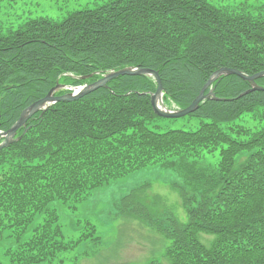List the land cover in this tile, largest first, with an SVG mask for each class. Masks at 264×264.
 <instances>
[{
    "label": "trees",
    "instance_id": "1",
    "mask_svg": "<svg viewBox=\"0 0 264 264\" xmlns=\"http://www.w3.org/2000/svg\"><path fill=\"white\" fill-rule=\"evenodd\" d=\"M130 67L158 72L165 103L185 109L218 69L264 70V9L109 0L0 31V129L57 83L81 86ZM255 84L264 87V78ZM108 87L35 114L23 138L0 151V264L51 262L72 249L52 203L74 210L95 189L154 164L181 179L186 221L160 217L131 194L120 207L168 239L169 264H264V91L238 98L250 84L220 77L212 88L224 100L188 115L199 120L195 131L157 132L155 121L167 120L153 113L151 78L119 77ZM200 233L214 239L201 243Z\"/></svg>",
    "mask_w": 264,
    "mask_h": 264
},
{
    "label": "rangeland",
    "instance_id": "2",
    "mask_svg": "<svg viewBox=\"0 0 264 264\" xmlns=\"http://www.w3.org/2000/svg\"><path fill=\"white\" fill-rule=\"evenodd\" d=\"M109 0H2L0 1V29L19 28L28 19L46 17L60 20L69 13L93 9ZM210 5L227 10L244 9L256 14L264 9V0H206ZM259 10V11H258ZM174 108V107H172ZM199 120L188 117L160 121L157 132L168 129L194 131ZM150 127H152L150 125ZM182 184L173 171L154 164L95 189L74 210L67 204L53 202L65 240L74 241L87 233L86 222L95 227L97 241L87 238L73 250L61 253L51 263L40 264H169L165 250L169 241L155 228L119 211V203L132 190L145 186L144 203L151 207L156 197L162 200L157 211L160 217L186 221L179 190ZM201 235V234H200ZM199 235V236H200ZM210 244V236L201 235Z\"/></svg>",
    "mask_w": 264,
    "mask_h": 264
},
{
    "label": "water",
    "instance_id": "3",
    "mask_svg": "<svg viewBox=\"0 0 264 264\" xmlns=\"http://www.w3.org/2000/svg\"><path fill=\"white\" fill-rule=\"evenodd\" d=\"M222 74H234L239 76L240 78L246 80V81H250L252 82L255 78H259L264 76V71L256 74L255 76H245L244 74L240 73L239 71L236 70H230V69H221L217 72H215L212 75V78L203 86V88L201 89L199 95L195 98V100L191 103V105L189 107H187L186 109L179 111V112H175V113H168V112H162L158 106L157 103L158 101H160L161 99V94H162V86L160 83V79L158 77L157 72H154L152 70H147V69H137V70H133V69H124L121 70L119 72H115V73H110L107 76H105L104 78L100 79L99 81L95 82L92 85H89L87 87H84L83 90H81L77 95H72V94H68L65 96H62L60 98H54L51 96V93L54 91L51 90L49 92V94L42 100L32 104L28 109L24 110L23 113L21 114L19 120L16 122V124L9 130V135L12 136L14 135L15 131L25 123L26 119L32 115L33 113L37 112L39 109H42L48 102L51 101H66V102H70V101H74L79 99L80 97L84 96L85 94H88L90 92L95 91L96 89L100 88V87H105V85L112 79H115L119 76H140V75H149V76H153L156 80L157 83V89L155 94L151 97V104L153 107L154 112L161 117L164 118H180L183 116H186L188 114H191L192 112H194L197 109V105L202 102L205 99H209L211 96H213L212 92L210 91L208 94L204 95V91L206 90V88L210 85V83L215 80L218 76L222 75ZM256 90H261L260 88H254ZM247 93V92H246ZM10 143V140L7 138L4 142L3 145L0 146V149L6 145H8Z\"/></svg>",
    "mask_w": 264,
    "mask_h": 264
}]
</instances>
